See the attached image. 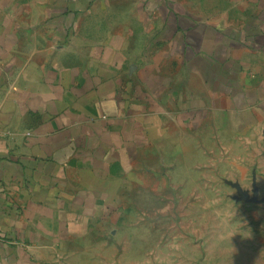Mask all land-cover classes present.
Listing matches in <instances>:
<instances>
[{
    "label": "crops",
    "instance_id": "0c3cea01",
    "mask_svg": "<svg viewBox=\"0 0 264 264\" xmlns=\"http://www.w3.org/2000/svg\"><path fill=\"white\" fill-rule=\"evenodd\" d=\"M210 127L264 132V0H0V264H46Z\"/></svg>",
    "mask_w": 264,
    "mask_h": 264
},
{
    "label": "rangeland",
    "instance_id": "374dc122",
    "mask_svg": "<svg viewBox=\"0 0 264 264\" xmlns=\"http://www.w3.org/2000/svg\"><path fill=\"white\" fill-rule=\"evenodd\" d=\"M199 138L173 170L140 166L114 204L96 206L112 217L68 228L46 264H264V132Z\"/></svg>",
    "mask_w": 264,
    "mask_h": 264
}]
</instances>
